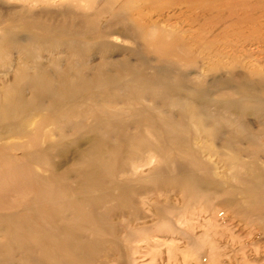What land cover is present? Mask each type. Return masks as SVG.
<instances>
[{
    "label": "bare ground",
    "instance_id": "bare-ground-1",
    "mask_svg": "<svg viewBox=\"0 0 264 264\" xmlns=\"http://www.w3.org/2000/svg\"><path fill=\"white\" fill-rule=\"evenodd\" d=\"M133 2L92 3L58 21L20 7L0 27V264H96L112 254L121 264L122 245L139 240L135 231L151 234L161 219L172 227L167 218L182 207L174 197L156 206L146 196L153 189L186 200L220 191L233 212L261 222L264 166L255 155L231 157L237 171L229 175L241 190L224 192L215 168L188 143L201 131L239 150L236 139L246 125L238 112L264 117V75L237 79L239 100L219 94L232 79L213 80L209 88L202 73L185 70L198 61L200 44L234 36L233 27L251 21L264 0H169L179 11L207 8L192 17L197 38L190 45L176 35L165 40L164 30L143 19ZM21 13L28 18H18ZM114 36L142 49L116 45ZM124 49L126 55L109 57ZM209 106L227 108L235 118L212 115ZM146 153L161 164L131 170Z\"/></svg>",
    "mask_w": 264,
    "mask_h": 264
},
{
    "label": "rangeland",
    "instance_id": "rangeland-1",
    "mask_svg": "<svg viewBox=\"0 0 264 264\" xmlns=\"http://www.w3.org/2000/svg\"><path fill=\"white\" fill-rule=\"evenodd\" d=\"M103 1L0 0V27L7 23L8 19H11L12 14L20 7L30 8L31 12L37 13L42 19L58 21L63 14L69 11L75 9L85 11L92 3L100 5ZM119 1L125 3L129 0ZM240 1L235 0V2L240 4L246 0ZM257 1L260 0H254V2ZM256 4L260 5L259 2ZM132 6L143 14V19L149 20L157 28L164 30L165 40L170 41L173 37L172 35H176L179 38H186L187 41L185 43L187 45L193 42L191 36L195 35L196 30L192 23V17L197 14L203 16L202 13L205 14L207 12V8L204 7L199 10L179 11L175 6L171 5L169 0H134ZM246 6H249L246 7L249 10L251 4L248 3ZM259 11L251 21L243 20L233 27L236 33H234V36H229L226 41L210 36L207 39V46L212 50L203 52L208 49L207 46H204L206 42L204 41V43L200 44L196 54L198 55L200 51H202V54L199 55L195 65L188 66L185 71L191 73L190 75L195 72L202 73L204 81L209 88L213 80L226 81L232 79L234 83H230V87L220 88L219 94L226 99L240 100L242 95L238 92L235 93V89H233V87L239 86V80L237 79H256L264 75V7H261ZM241 14L240 8L236 9L235 15L241 16ZM105 17L102 15L103 19ZM18 18L26 19L28 17L26 14L21 13ZM199 20L203 21V19ZM206 22L208 21H204V24ZM170 37L171 39H169ZM194 38L197 37L194 36ZM110 40L123 48L136 47L138 50L142 49L140 43H134L129 39L114 36L110 37ZM126 51V49L123 52L116 50L109 57L117 58L126 55ZM10 57L14 60L16 54L13 53ZM131 60L138 61L133 57ZM208 69L211 71H208ZM146 70L149 71V68ZM0 73H3V67L0 68ZM121 107H124V105H121ZM171 109L176 116L177 108L172 107ZM206 109L212 115L219 113L222 117L228 118L230 116L231 119L235 118V113L231 114L232 112L228 111L227 108L209 106ZM248 110H244L245 113L238 112L240 120L242 119L246 125V128L236 139L239 150L230 149L223 141L218 143L207 133L201 131L198 132L195 139L193 138L194 136L189 138L188 148L190 146L191 149H195L199 157L207 161L212 168H215L216 179L223 183L224 192L230 190L231 193V191L236 189L237 193V190H241L240 185L234 184L231 181V175H229L233 170L237 171L235 166H231L230 159L233 155L239 154V156L243 157L240 153L246 152L248 155L251 153V158L255 155L254 160L257 161V164L264 166V135L262 132L264 117L261 112L255 110L256 113H253ZM188 123L189 126H194L192 121ZM211 125L209 123L208 127ZM232 128V125L225 124V129L231 130ZM148 155L150 154L146 153L144 161L137 162L133 165L134 167L130 165L129 168L131 170L136 168L138 173H143L155 169L161 164L158 157H149ZM243 173L244 170L241 171V174ZM212 177H215L213 173ZM141 184H147V180L141 182ZM219 193L220 191L216 194V197L210 199L195 196L186 200V198L183 199L175 191L165 195V192L153 189L146 196L149 200L151 198L154 199L155 204L158 202L156 206L162 208L163 206L160 202L162 199H172L174 197L173 199L177 200L179 206L182 207L172 211L169 216L171 218L167 216V219H171L172 227L164 219H161L155 222L151 234L135 231L139 234V240L126 246L124 245L125 247L122 245L119 251L122 254L121 264H264V210L256 214V217L262 218L261 222L253 221L254 223H250L247 216L233 212L231 206L224 204V201L228 198L225 195H219ZM262 195L264 198V193ZM235 197L242 203L244 202L242 199L243 195L240 193ZM165 215L167 214L165 213ZM153 216L155 215L153 214ZM177 218H180V220H177ZM136 228L138 227L135 226L133 230ZM191 236H193V239ZM188 237L190 238L188 239ZM200 242L203 246L200 245ZM115 256L116 254H112L109 257L103 256L96 264H119L115 263Z\"/></svg>",
    "mask_w": 264,
    "mask_h": 264
}]
</instances>
